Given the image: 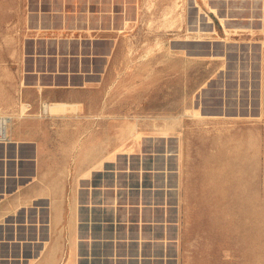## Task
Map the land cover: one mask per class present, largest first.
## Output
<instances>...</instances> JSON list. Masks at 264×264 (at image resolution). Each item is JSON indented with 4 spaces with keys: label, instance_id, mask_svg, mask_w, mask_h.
I'll use <instances>...</instances> for the list:
<instances>
[{
    "label": "rangeland",
    "instance_id": "1",
    "mask_svg": "<svg viewBox=\"0 0 264 264\" xmlns=\"http://www.w3.org/2000/svg\"><path fill=\"white\" fill-rule=\"evenodd\" d=\"M37 72L117 83L96 118L121 147L52 233L48 214L0 226V264L67 263L76 232V264H264V0H0V114Z\"/></svg>",
    "mask_w": 264,
    "mask_h": 264
},
{
    "label": "crops",
    "instance_id": "2",
    "mask_svg": "<svg viewBox=\"0 0 264 264\" xmlns=\"http://www.w3.org/2000/svg\"><path fill=\"white\" fill-rule=\"evenodd\" d=\"M34 75L35 84L22 88L20 83L19 90L29 113L19 117L17 105L11 114L10 141L0 144V226L13 223L21 214L22 218L25 214H48L50 234L60 227L65 214H78V202L66 197L68 188L74 192L81 181L100 172L106 155L119 146L114 120L112 126L107 122L105 127L106 120L96 118L108 111L110 91L115 92L117 83L111 89L103 83L50 85L44 84L38 72ZM53 101L77 104L79 109L71 114H44L43 106ZM29 148L32 153L28 154Z\"/></svg>",
    "mask_w": 264,
    "mask_h": 264
},
{
    "label": "bare ground",
    "instance_id": "3",
    "mask_svg": "<svg viewBox=\"0 0 264 264\" xmlns=\"http://www.w3.org/2000/svg\"><path fill=\"white\" fill-rule=\"evenodd\" d=\"M167 12V11H166ZM168 13L170 14V12L168 11ZM166 16H168V15H166ZM128 24V23H127ZM123 31V30H122ZM126 32V31H125ZM150 51V50H149ZM109 58V57H108ZM23 75H24V73H23ZM26 78V77H25ZM27 82V81H26ZM31 84V83H30ZM21 86H22V88H27V87H29L25 82H22V84H21ZM57 87V86H56ZM203 87V86H202ZM202 87H201V89H202ZM41 89V88H40ZM23 90V89H22ZM21 91V90H20ZM23 94V93H22ZM24 96V95H23ZM22 100V99H21ZM70 102V101H69ZM12 103V102H11ZM15 103V102H14ZM14 103H12L13 105H14ZM9 104V103H8ZM10 105V104H9ZM4 106V105H3ZM6 107L4 106V110H6L5 109ZM12 109V108H11ZM79 109V105H77V104H72V103H68V102H52V103H49V104H46V107H45V113H46V115L48 114V113H51L52 115L53 114H64V113H67V112H70V114H71V112H75L76 110H78ZM27 110H28V105L25 103V102H23V100L22 101H20V116L19 117H21V116H23V115H25V114H28V113H26L27 112ZM199 110L198 109H190V108H187L185 111H184V113H183V115H182V117L184 116L185 117V115H191V116H197V112H198ZM1 112V111H0ZM43 114V113H42ZM199 115V114H198ZM11 116H13V115H11ZM41 116V115H40ZM189 116H186V117H189ZM193 116V117H194ZM200 116V115H199ZM15 117V116H14ZM51 117V116H50ZM178 116H176L175 118H173L172 119V121H169V119H168V117H166V116H162V117H160V118H154V115L150 118H148V120L149 121H151L152 122V124L156 127V126H158V124H160L161 125V127H162V131H164V133H165V135H162V138H167V134L168 133H171L172 131H174L175 132V130L176 129H178L177 128V126H178V122L180 121L179 120V118H177ZM182 117H181V119H182ZM192 117V118H193ZM47 118V117H46ZM139 118V117H138ZM138 118L135 120V122H133L132 123V125H131V134L133 135V136H135V137H138V138H141L142 137V132L140 131V124H139V120H138ZM195 118V117H194ZM205 118V117H204ZM22 119V118H21ZM42 120V119H41ZM159 120H161V123L159 122ZM13 121V120H12ZM163 122V123H162ZM11 124H12V122L9 124H7V128H6V130H7V135L9 136V130H10V126H11ZM182 128V127H181ZM183 128H184V126H183ZM157 129V128H156ZM159 129V128H158ZM185 129V128H184ZM178 134V136L180 135L179 133H177ZM183 134V133H182ZM182 137V136H181ZM184 137V136H183ZM9 138H10V136H9ZM180 138V137H179ZM12 139V138H11ZM106 139H107V137H106ZM108 139H110V138H108ZM13 140V139H12ZM103 141V140H102ZM185 141V140H184ZM108 142V141H107ZM180 142H182V141H180ZM103 143V142H102ZM184 143V142H183ZM79 144V143H78ZM81 144V143H80ZM180 144H182V143H180ZM105 146V145H104ZM104 146H103V148H104ZM107 146H108V144H107ZM101 147V146H100ZM106 147V146H105ZM120 147H121V145H119V146H117V150L118 149H120ZM181 148V147H180ZM80 149V148H79ZM105 149V148H104ZM125 150V149H124ZM130 150V149H129ZM128 151V150H127ZM180 152V154H181V150L179 151ZM101 153V152H100ZM99 153V154H100ZM108 153V152H107ZM106 153V154H107ZM126 153H131V150L130 151H128V152H126ZM116 154V152L114 153V152H110V154L108 153V155L109 156H106V158H105V160H107V159H109L111 156H113V155H115ZM179 154V155H180ZM101 156V155H100ZM102 157V156H101ZM99 158V157H98ZM97 158V159H98ZM100 161H101V159H100ZM99 161V162H100ZM103 161H104V159H103ZM78 162V161H77ZM98 162V163H99ZM106 162V161H105ZM79 173V172H78ZM90 173V172H89ZM67 175V174H66ZM75 184V183H74ZM76 196V195H75ZM75 199H76V197H75ZM57 200V199H56ZM60 200V199H59ZM71 206H74V208L76 207L75 205H71ZM57 211V210H56ZM74 212V211H73ZM73 212H71V213H73ZM55 214H57V213H55ZM74 214V213H73ZM2 215V214H1ZM58 215V214H57ZM59 215H61V211H60V214ZM55 216V215H54ZM58 218H59V216H57ZM56 217V218H57ZM58 218L55 220V221H58ZM61 218V217H60ZM59 218V219H60ZM54 219V217H52V220ZM54 221V220H53ZM53 223H55V222H53ZM57 223V222H56ZM56 223L55 224H53V225H56ZM55 230V229H54ZM74 232H75V230H74ZM72 233V232H71ZM73 234V237H72V242H71V252H70V256H69V259L67 260V263H63V264H76V248H77V232L76 233H72ZM71 234V235H72ZM55 241V240H54ZM57 242V241H56ZM57 245V244H56ZM52 247V246H51ZM53 248V247H52ZM51 252V251H50ZM55 252V251H54ZM46 253V252H45ZM50 254V253H49ZM54 256H55V254H53ZM61 255V254H60ZM48 256V255H47ZM63 256V255H62ZM60 257V256H59ZM45 258V257H44ZM53 257H51V259H48V260H45L46 262L45 263H43V264H54V259H52ZM43 260V259H42Z\"/></svg>",
    "mask_w": 264,
    "mask_h": 264
},
{
    "label": "built area",
    "instance_id": "4",
    "mask_svg": "<svg viewBox=\"0 0 264 264\" xmlns=\"http://www.w3.org/2000/svg\"><path fill=\"white\" fill-rule=\"evenodd\" d=\"M46 104L43 106V112L45 113ZM13 117L11 115L0 114V144H7L10 141L9 136L7 135V124L11 123Z\"/></svg>",
    "mask_w": 264,
    "mask_h": 264
}]
</instances>
